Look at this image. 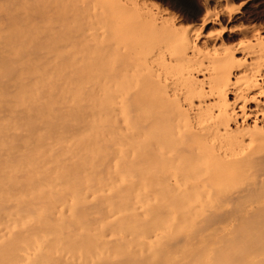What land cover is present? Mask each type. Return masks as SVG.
Masks as SVG:
<instances>
[{
  "label": "bare ground",
  "instance_id": "6f19581e",
  "mask_svg": "<svg viewBox=\"0 0 264 264\" xmlns=\"http://www.w3.org/2000/svg\"><path fill=\"white\" fill-rule=\"evenodd\" d=\"M232 1L0 0V264H264V184L215 179L264 170V0Z\"/></svg>",
  "mask_w": 264,
  "mask_h": 264
},
{
  "label": "rangeland",
  "instance_id": "374dc122",
  "mask_svg": "<svg viewBox=\"0 0 264 264\" xmlns=\"http://www.w3.org/2000/svg\"><path fill=\"white\" fill-rule=\"evenodd\" d=\"M152 4H154L156 7H158V8H160L161 10H164V11H167L168 13H171V14H173V15H175L176 14V10L174 9L173 10V8L170 6V3L169 2H167V1H169V0H149ZM168 3V4H167ZM229 3H230V6L231 5H236V2H233L232 0H229ZM253 172L255 171L254 169H251ZM223 171H225V173H223L222 171H221V176H220V172H216L215 173V176H217V177H215V179L217 180V179H219V180H221V183L224 185V187H228V188H225L226 190H229L230 192L231 191H236L237 189L238 190H240L241 189V187H242V189H243V187H248V185H250L251 187H253L254 185V187H256L257 185H259V183L258 184H256V182H261V183H263L264 184V170H259V169H257V171H255L256 172V176H255V172L253 173V172H251L252 173V175H251V173H250V171L248 172L249 173V179H248V175H247V178L245 177V175H243L244 173H246V171H242V173L241 172H236V171H231V170H223ZM233 172V173H232ZM222 173H223V175L224 176H222ZM230 173V174H229ZM234 173H235V178H234ZM239 173H241V176L243 177H241L240 176V174ZM232 174V175H231ZM254 174V175H253ZM227 175V176H226ZM239 175L240 176V178H239V180L242 178L243 180H245V181H243V180H241V181H239L238 180V177L237 176ZM223 179H222V178ZM225 177V178H224ZM244 177H245V179H244ZM227 178V179H226ZM250 178H256V179H253L252 181H251V179ZM233 179V180H232ZM258 179H260L259 181H257ZM237 180L240 182V183H242V184H238V182H237ZM256 180V181H255ZM225 181V182H224ZM233 181H235V183L237 182V185H235L234 187L233 186H230V184H232V182ZM254 181H255V184H254ZM225 184H224V183ZM228 182V183H227ZM245 182V184H243ZM230 183V184H229ZM234 182H233V185L235 184ZM247 183H249V184H247ZM260 183V184H261ZM228 185V186H227ZM241 185H243V186H241ZM249 186V187H250ZM236 187V188H235ZM239 187V188H238ZM258 187V186H257ZM261 187H262V185H261ZM260 188V187H259ZM264 187H262L261 188V190L260 189H258V190H260L259 192H261V194H263L264 195V193H262V192H264L262 189H263ZM235 189V190H234ZM259 194V193H258ZM264 199V196H260L258 199H256L257 201H264L263 200ZM255 200V199H254Z\"/></svg>",
  "mask_w": 264,
  "mask_h": 264
}]
</instances>
